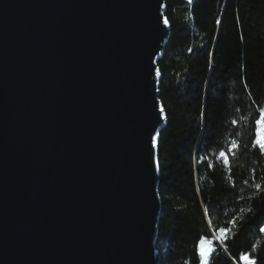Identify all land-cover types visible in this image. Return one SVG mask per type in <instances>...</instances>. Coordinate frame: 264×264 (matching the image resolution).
<instances>
[{
	"label": "water",
	"instance_id": "obj_1",
	"mask_svg": "<svg viewBox=\"0 0 264 264\" xmlns=\"http://www.w3.org/2000/svg\"><path fill=\"white\" fill-rule=\"evenodd\" d=\"M165 1L0 0V264H155Z\"/></svg>",
	"mask_w": 264,
	"mask_h": 264
},
{
	"label": "trees",
	"instance_id": "obj_2",
	"mask_svg": "<svg viewBox=\"0 0 264 264\" xmlns=\"http://www.w3.org/2000/svg\"><path fill=\"white\" fill-rule=\"evenodd\" d=\"M164 18L155 264H200L202 236L213 241L208 264H241V254L264 264V151L254 144L264 109V0H166ZM220 228L230 231L220 238Z\"/></svg>",
	"mask_w": 264,
	"mask_h": 264
},
{
	"label": "snow or ice",
	"instance_id": "obj_3",
	"mask_svg": "<svg viewBox=\"0 0 264 264\" xmlns=\"http://www.w3.org/2000/svg\"><path fill=\"white\" fill-rule=\"evenodd\" d=\"M192 0H189V3H191ZM220 21L218 20L217 23ZM163 23L165 26L168 25L169 21L167 18L163 19ZM160 72L159 70H156V76H159ZM158 111L160 113L161 119H166L165 109L163 105L158 106ZM233 124H236L237 122L234 120L232 122ZM256 140L254 141V144L258 145L262 150H264V109H261L260 111V119L256 120ZM238 147V145H237ZM151 148L156 149L157 148V136L152 135L151 136ZM228 151H232L231 148L228 149ZM220 157L225 160V163H227V156L225 151H220L219 153ZM257 188L260 187V185H256ZM230 223H234V220ZM262 232H264V228L260 229ZM230 231V229L227 228H220V238L224 237L226 232ZM212 243L213 241L211 239H207L205 237H201L198 244V255L200 258V264H208L207 254L212 251ZM254 250V249H253ZM240 260L244 262V264H255L254 260H250L249 256L247 254H241Z\"/></svg>",
	"mask_w": 264,
	"mask_h": 264
},
{
	"label": "rangeland",
	"instance_id": "obj_4",
	"mask_svg": "<svg viewBox=\"0 0 264 264\" xmlns=\"http://www.w3.org/2000/svg\"><path fill=\"white\" fill-rule=\"evenodd\" d=\"M257 129V128H256ZM257 138V137H256ZM264 151V150H263ZM262 228H264V226L262 227ZM262 232V231H261ZM262 233H264V232H262ZM212 252V251H211ZM211 252H209L208 254H207V257H208V255L211 253Z\"/></svg>",
	"mask_w": 264,
	"mask_h": 264
},
{
	"label": "bare ground",
	"instance_id": "obj_5",
	"mask_svg": "<svg viewBox=\"0 0 264 264\" xmlns=\"http://www.w3.org/2000/svg\"><path fill=\"white\" fill-rule=\"evenodd\" d=\"M240 263H241V264H244V262H243V261H240Z\"/></svg>",
	"mask_w": 264,
	"mask_h": 264
}]
</instances>
